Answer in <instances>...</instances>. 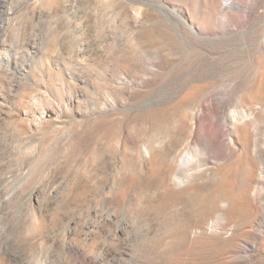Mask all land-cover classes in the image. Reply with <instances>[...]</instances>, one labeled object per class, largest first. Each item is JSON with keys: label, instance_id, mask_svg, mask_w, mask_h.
I'll list each match as a JSON object with an SVG mask.
<instances>
[{"label": "rangeland", "instance_id": "rangeland-1", "mask_svg": "<svg viewBox=\"0 0 264 264\" xmlns=\"http://www.w3.org/2000/svg\"><path fill=\"white\" fill-rule=\"evenodd\" d=\"M0 264H264V0H0Z\"/></svg>", "mask_w": 264, "mask_h": 264}, {"label": "bare ground", "instance_id": "bare-ground-1", "mask_svg": "<svg viewBox=\"0 0 264 264\" xmlns=\"http://www.w3.org/2000/svg\"><path fill=\"white\" fill-rule=\"evenodd\" d=\"M7 59H6V54H0V64L1 63H6V62H8V64H9V61H6Z\"/></svg>", "mask_w": 264, "mask_h": 264}]
</instances>
